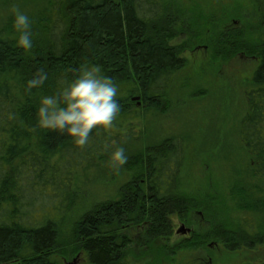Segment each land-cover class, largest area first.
Wrapping results in <instances>:
<instances>
[{
	"label": "trees",
	"instance_id": "16d2710c",
	"mask_svg": "<svg viewBox=\"0 0 264 264\" xmlns=\"http://www.w3.org/2000/svg\"><path fill=\"white\" fill-rule=\"evenodd\" d=\"M255 4L262 35L253 41L242 30L228 29L222 42L225 54L259 60L240 138L251 155L253 179L264 186V0ZM175 17L162 0H50L39 19L42 37L30 50L18 46L13 22L0 30V264H61L55 260L62 250L61 215L73 198L75 172L145 137L147 120L168 108V92L186 66L180 49L170 45ZM85 65H99L114 78L121 111L112 128H94L81 147L64 133L41 129L36 113L44 95L59 93ZM40 73L48 79L29 90L27 82ZM183 152L175 137L148 147L136 164L141 172L119 199L74 224L73 252H85L90 264H131L134 226L152 219L146 241L172 235L171 216L196 207L180 194ZM249 197L250 203L233 195L262 217L264 200ZM253 220L217 236L229 251L264 244V226Z\"/></svg>",
	"mask_w": 264,
	"mask_h": 264
},
{
	"label": "rangeland",
	"instance_id": "374dc122",
	"mask_svg": "<svg viewBox=\"0 0 264 264\" xmlns=\"http://www.w3.org/2000/svg\"><path fill=\"white\" fill-rule=\"evenodd\" d=\"M49 2L0 0V30L14 22L18 10L30 17L32 38L37 41L42 37L39 19ZM162 2L176 16V36L170 45L180 49L186 66L176 75L168 92L167 110L147 120L145 137L119 146L125 149L127 163L119 166L112 162L115 148L75 172L73 198L61 215L62 250L55 257L58 263L90 264L85 252H73L74 224L97 206L119 199L122 188L141 172L136 164L148 147L171 137L180 138L184 145L180 194L196 203V207L183 215L171 216L170 236L146 241V229L153 224L151 218L144 219L140 228H128L134 240L129 255L131 264L264 263V244L229 251L217 236L224 228L234 229L246 221L253 224V219H259L264 226L263 213L259 217L247 212L251 209L233 198L237 194L250 203L253 193L258 202L264 200V186L253 179L251 155L240 138L241 122L248 111L247 94L259 60L239 53L225 54L222 42L227 29L242 30L253 41L262 35L255 0ZM12 28L19 36L14 23ZM144 188L147 193V180ZM183 226L191 233H182Z\"/></svg>",
	"mask_w": 264,
	"mask_h": 264
},
{
	"label": "clouds",
	"instance_id": "9594fccd",
	"mask_svg": "<svg viewBox=\"0 0 264 264\" xmlns=\"http://www.w3.org/2000/svg\"><path fill=\"white\" fill-rule=\"evenodd\" d=\"M13 23L20 32L18 46L30 50L33 47L30 17L17 10ZM47 79V73H40L27 82V88H40ZM119 88L114 78L104 74L99 65L82 66L77 77L59 93L44 95L40 99L37 124L41 129L64 133L83 147L89 143L94 128L110 129L114 126L121 111ZM111 160L119 166L127 163L125 149L116 148Z\"/></svg>",
	"mask_w": 264,
	"mask_h": 264
},
{
	"label": "water",
	"instance_id": "95a60500",
	"mask_svg": "<svg viewBox=\"0 0 264 264\" xmlns=\"http://www.w3.org/2000/svg\"><path fill=\"white\" fill-rule=\"evenodd\" d=\"M134 100L139 101L140 98H135ZM181 231H182V233H185V234L190 233V230L189 229H184V226L182 227Z\"/></svg>",
	"mask_w": 264,
	"mask_h": 264
},
{
	"label": "flooded vegetation",
	"instance_id": "af4514ba",
	"mask_svg": "<svg viewBox=\"0 0 264 264\" xmlns=\"http://www.w3.org/2000/svg\"><path fill=\"white\" fill-rule=\"evenodd\" d=\"M228 30V29H227ZM245 56V55H244ZM244 58V57H243ZM246 58H247V56H246ZM141 227V226H140ZM140 227H138V228H140ZM190 233H191V230H190ZM187 234H189V233H187Z\"/></svg>",
	"mask_w": 264,
	"mask_h": 264
}]
</instances>
